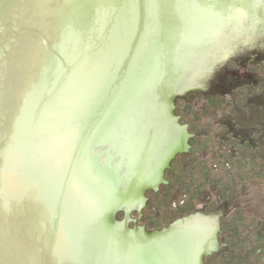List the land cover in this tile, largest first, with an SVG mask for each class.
Returning <instances> with one entry per match:
<instances>
[{"label": "water", "instance_id": "obj_1", "mask_svg": "<svg viewBox=\"0 0 264 264\" xmlns=\"http://www.w3.org/2000/svg\"><path fill=\"white\" fill-rule=\"evenodd\" d=\"M214 3L223 13L250 7L0 0V264H204L216 251L217 227L204 215L158 232L138 220L129 226L186 150L174 100L199 88L211 68L189 87L172 83L170 72L190 50L200 9L213 12ZM257 15L244 32L227 25L218 40L232 48L264 36V9ZM156 101L166 111L157 128ZM143 122L152 126L141 132Z\"/></svg>", "mask_w": 264, "mask_h": 264}, {"label": "rangeland", "instance_id": "obj_2", "mask_svg": "<svg viewBox=\"0 0 264 264\" xmlns=\"http://www.w3.org/2000/svg\"><path fill=\"white\" fill-rule=\"evenodd\" d=\"M220 53L225 57L213 63L199 88L175 97L174 120L185 131L188 152L177 154L175 157H180L169 163L172 170L164 175L167 185L159 192L151 190L145 194L139 225L149 232H158L168 229L171 220L191 214L220 219L223 228L217 252L205 257L204 264H262L264 157L256 152L253 159L246 158L249 162L244 167L234 158L224 160L220 150L232 149L222 136L235 142L231 135L226 136L225 130L233 124L246 123L252 116L255 108L247 100L264 97V36ZM230 71L242 76L249 73L251 84H243L232 94L216 96L214 93L220 90L216 84L222 78L225 80ZM255 119L258 121V116ZM225 198L231 199L229 211L217 209ZM119 213L125 220V211ZM138 217L139 211L133 210L131 228Z\"/></svg>", "mask_w": 264, "mask_h": 264}, {"label": "bare ground", "instance_id": "obj_3", "mask_svg": "<svg viewBox=\"0 0 264 264\" xmlns=\"http://www.w3.org/2000/svg\"><path fill=\"white\" fill-rule=\"evenodd\" d=\"M248 2L250 7L246 4V9L241 8L233 12H231L232 10H228L226 13H223V6H219L218 3H214L213 12L209 9H205L204 11L203 8L200 9L197 15L198 18L194 21L186 37V42H188L190 50L179 52L174 60L173 70L170 72V81L172 83L174 82L176 86L181 83H185L188 87L191 86L193 83L197 82V78L200 74L207 71L206 68L213 67L212 60L215 59L217 53L219 54L220 51L225 52L230 49L225 47L223 40H218V35L230 24L234 26V28L236 27L237 30L235 33L244 32L246 29L245 24L248 22L254 23L256 17H258L257 14L259 10L262 11L264 9V0H248ZM244 3H246V1H244ZM252 25L253 24H251L250 27H252ZM222 54L223 53H220L218 58H220ZM187 57L191 59L179 64L180 60ZM175 68H179V70L175 71ZM180 73H182L181 77ZM177 78H180L179 82ZM150 110L151 119L153 121L152 125H155L157 128L158 118L163 115L162 113L166 112L164 111V103L162 104L161 101H156ZM147 121L148 119L146 118L144 122ZM144 122L140 128L141 132L145 129V125L152 126L151 124H144Z\"/></svg>", "mask_w": 264, "mask_h": 264}, {"label": "flooded vegetation", "instance_id": "obj_4", "mask_svg": "<svg viewBox=\"0 0 264 264\" xmlns=\"http://www.w3.org/2000/svg\"><path fill=\"white\" fill-rule=\"evenodd\" d=\"M230 73L237 74V76L239 78L237 84L234 87L229 88V86L227 85V82L224 80V78H222L221 79L222 81L220 80L216 84L217 87L220 88V90L218 92L216 91L217 93L216 92L214 93V94H217L216 96L222 97V96H226L227 94H232V93H234V90H237L238 88L243 86V84H245V83H248L249 85L251 84V82H250L251 76L249 73L246 74L245 76L238 74L237 71H230ZM226 78H227V76L225 77V79ZM200 81L201 82L203 81V77L200 79ZM255 99H256V97L252 98L251 101L250 100H247V101H248V103L252 104V106L257 110V113H256V110L254 109L252 111L253 112L252 116L249 117V119H247L245 121L246 123L241 124V125L238 124V126L237 125L235 126V124H233V125L229 126L228 129L225 130L226 136L231 135L233 137V139L235 140V142H232V141L230 142L228 140V138H224V136H222V138H221L224 142L228 141V143H230V145L232 146V149L220 150V154L223 157V159L224 160H227V159L232 160L234 158L237 163H240V162L243 163L244 167L248 166V164H246L249 162L247 159H249V160L253 159L252 157H254V154L256 152H258L261 157L262 156L264 157V150H263L264 149V97L262 99H259L258 101H255ZM256 116H258V121H256V119H255ZM220 145L223 146L222 143H220ZM223 147H225V146H223ZM261 150H262V152H261ZM186 152H188V151H183L182 153H186ZM179 157H180V155L177 156V158L175 157L174 160L178 159ZM174 160H172L170 163H172ZM171 170H172L171 164H169V167L164 171V175ZM260 177H262V176H260ZM161 185L159 186L158 189L153 190L152 192H159L163 186L167 185L166 181L164 183H162ZM149 191H151V190H149ZM149 191H147V192H149ZM147 192H146V194H147ZM172 197L174 198V196H172ZM145 204H146V201L142 206L144 207ZM184 204H186V203H184ZM231 204H232L231 199L225 198L223 204L221 206H219V208H217V209H223L224 211H229L231 208ZM202 210H203V208H202ZM210 214H212V213H210ZM190 216H192V214ZM141 218H142V215L140 218L138 217L136 219V220H138V224L140 223ZM184 218L185 217H183V218L179 217V218H175V219L171 220V222H169V227L174 225L177 222L183 221ZM207 219H210L211 221H213V223H214L213 225L217 227L216 233L218 232V234L216 237H217V242H218L219 236L222 233V228H223L222 221L220 219L217 220V219H214V218L212 219L209 217ZM136 220L133 221L134 227H135V221ZM190 221H193V220H190ZM207 223H210V222H207ZM200 224H201L200 226H203V219L200 220ZM209 225L212 226V224H209ZM216 252L217 251H215L214 253H212L209 256H212Z\"/></svg>", "mask_w": 264, "mask_h": 264}, {"label": "trees", "instance_id": "obj_5", "mask_svg": "<svg viewBox=\"0 0 264 264\" xmlns=\"http://www.w3.org/2000/svg\"><path fill=\"white\" fill-rule=\"evenodd\" d=\"M238 80L239 78L237 74H232V73L228 74L227 78L225 79L229 88L234 87L237 84Z\"/></svg>", "mask_w": 264, "mask_h": 264}]
</instances>
